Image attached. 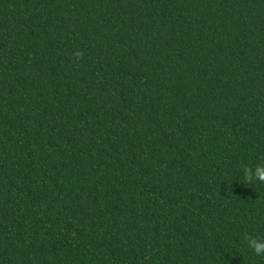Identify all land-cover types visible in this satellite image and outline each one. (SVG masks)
I'll return each instance as SVG.
<instances>
[{"label": "trees", "instance_id": "16d2710c", "mask_svg": "<svg viewBox=\"0 0 264 264\" xmlns=\"http://www.w3.org/2000/svg\"><path fill=\"white\" fill-rule=\"evenodd\" d=\"M261 164L264 0H0V264H264Z\"/></svg>", "mask_w": 264, "mask_h": 264}, {"label": "clouds", "instance_id": "9594fccd", "mask_svg": "<svg viewBox=\"0 0 264 264\" xmlns=\"http://www.w3.org/2000/svg\"><path fill=\"white\" fill-rule=\"evenodd\" d=\"M81 53L77 52L76 56L79 57ZM243 175L247 182L257 181L264 183V164L257 165L255 168H245ZM248 247L256 254H264V238L249 237L247 239Z\"/></svg>", "mask_w": 264, "mask_h": 264}]
</instances>
